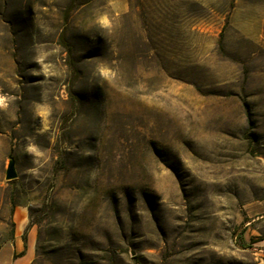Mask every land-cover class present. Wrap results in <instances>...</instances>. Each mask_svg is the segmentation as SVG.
<instances>
[{
    "label": "rangeland",
    "instance_id": "374dc122",
    "mask_svg": "<svg viewBox=\"0 0 264 264\" xmlns=\"http://www.w3.org/2000/svg\"><path fill=\"white\" fill-rule=\"evenodd\" d=\"M20 216L31 264H257L264 0H0V247Z\"/></svg>",
    "mask_w": 264,
    "mask_h": 264
},
{
    "label": "crops",
    "instance_id": "0c3cea01",
    "mask_svg": "<svg viewBox=\"0 0 264 264\" xmlns=\"http://www.w3.org/2000/svg\"><path fill=\"white\" fill-rule=\"evenodd\" d=\"M27 220L20 216L16 221V234L13 240L6 242L0 247V264H31L35 252L31 248L32 240L30 234L27 235V239L22 240L20 235L22 230L26 226ZM257 264H264V254L260 257V261Z\"/></svg>",
    "mask_w": 264,
    "mask_h": 264
},
{
    "label": "water",
    "instance_id": "95a60500",
    "mask_svg": "<svg viewBox=\"0 0 264 264\" xmlns=\"http://www.w3.org/2000/svg\"><path fill=\"white\" fill-rule=\"evenodd\" d=\"M17 173L15 170V163H14V158L12 157L11 154L8 155V163L5 168V174L4 177L6 180H11L16 177Z\"/></svg>",
    "mask_w": 264,
    "mask_h": 264
},
{
    "label": "trees",
    "instance_id": "16d2710c",
    "mask_svg": "<svg viewBox=\"0 0 264 264\" xmlns=\"http://www.w3.org/2000/svg\"><path fill=\"white\" fill-rule=\"evenodd\" d=\"M63 38H64V34L62 33V34H61V40H63Z\"/></svg>",
    "mask_w": 264,
    "mask_h": 264
}]
</instances>
